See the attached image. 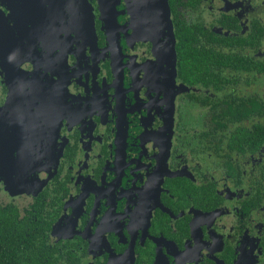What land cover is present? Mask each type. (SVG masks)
<instances>
[{
	"label": "flooded vegetation",
	"instance_id": "flooded-vegetation-1",
	"mask_svg": "<svg viewBox=\"0 0 264 264\" xmlns=\"http://www.w3.org/2000/svg\"><path fill=\"white\" fill-rule=\"evenodd\" d=\"M0 264H264V0H0Z\"/></svg>",
	"mask_w": 264,
	"mask_h": 264
},
{
	"label": "water",
	"instance_id": "water-1",
	"mask_svg": "<svg viewBox=\"0 0 264 264\" xmlns=\"http://www.w3.org/2000/svg\"><path fill=\"white\" fill-rule=\"evenodd\" d=\"M154 3L156 6H159V5H161V0H154ZM88 11H90V10H87V12ZM167 13H168V11H167Z\"/></svg>",
	"mask_w": 264,
	"mask_h": 264
},
{
	"label": "trees",
	"instance_id": "trees-1",
	"mask_svg": "<svg viewBox=\"0 0 264 264\" xmlns=\"http://www.w3.org/2000/svg\"><path fill=\"white\" fill-rule=\"evenodd\" d=\"M18 253H19V251H18Z\"/></svg>",
	"mask_w": 264,
	"mask_h": 264
}]
</instances>
